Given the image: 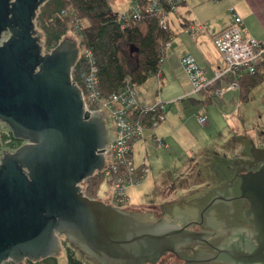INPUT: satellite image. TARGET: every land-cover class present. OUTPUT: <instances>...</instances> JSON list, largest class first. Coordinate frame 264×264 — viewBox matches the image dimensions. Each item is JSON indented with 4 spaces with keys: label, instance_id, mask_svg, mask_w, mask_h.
<instances>
[{
    "label": "water",
    "instance_id": "95a60500",
    "mask_svg": "<svg viewBox=\"0 0 264 264\" xmlns=\"http://www.w3.org/2000/svg\"><path fill=\"white\" fill-rule=\"evenodd\" d=\"M46 1L0 0V120L25 141L0 159V264L56 256L62 237L99 264H155L206 231L84 192L82 182L104 167L109 129L101 113L85 109L72 78L78 40L43 52L35 19ZM248 146L264 151L251 138ZM242 185L253 189L264 235V163Z\"/></svg>",
    "mask_w": 264,
    "mask_h": 264
},
{
    "label": "rangeland",
    "instance_id": "374dc122",
    "mask_svg": "<svg viewBox=\"0 0 264 264\" xmlns=\"http://www.w3.org/2000/svg\"><path fill=\"white\" fill-rule=\"evenodd\" d=\"M49 1L53 0H47L39 7L35 19L36 27L42 34L43 52L50 51L57 43V39L50 37L43 20L38 17L42 10L52 8L48 5ZM107 2L114 10L121 13L129 8L132 0H107ZM75 26L72 27L71 23H68L56 26L54 29L63 31V38L71 37L78 40L80 27L78 28L77 24ZM173 28L176 29L175 26ZM6 37L7 33H4L3 39ZM173 50L174 45L173 47L170 44L166 46L168 55ZM168 57L165 63L168 68L167 80H159L158 76L153 74L146 81L139 83L137 89H141L149 96L156 95L158 99L155 102H171L167 105L165 113V118L168 117L166 124L170 131L169 135L165 136V140L170 142L171 147L169 149L157 147L152 136L155 130L153 128L144 130L146 140L142 142L140 139L136 142L134 158L138 163L142 161L146 147L150 173L141 186L129 188L130 199L122 206L134 211H151L156 215L160 214L161 209H172L180 204H190L207 199L216 185L230 174V168L236 159H244L252 155L248 146L250 138L256 148H264V79L251 88L249 99L242 100L237 105L233 103L225 108L222 107V109L219 105L210 104L208 110L202 101L195 102L188 97L183 100L165 98L167 94H172L174 90L172 88L177 83L176 74L173 68L169 67ZM161 86H163L162 90ZM198 96L203 97L204 95L199 93ZM198 109L202 112L205 110L207 115V122L202 125L197 118ZM233 109L235 110L232 112ZM167 113L168 116H166ZM105 118L109 133L112 134L114 129L112 120L107 115ZM158 131L157 128L156 132ZM6 133L13 135L10 127L0 120V159L5 151H13L20 145V142L14 138L6 142L9 138L5 136ZM89 182V178H86L82 185H84V191L87 190L91 195L92 191L87 189ZM96 197L110 202L112 191L106 178L101 180ZM237 230L242 232L246 230V227L241 225ZM227 232L215 240L221 242L231 237L232 231ZM61 242L62 250L55 256L58 257L60 263L69 264L65 252L66 247L69 246L77 257H80L83 264H99L68 238L62 237ZM185 261L178 256L167 254L155 264H227L213 261L188 263ZM25 262L22 261L19 264H25Z\"/></svg>",
    "mask_w": 264,
    "mask_h": 264
},
{
    "label": "built area",
    "instance_id": "2783aa9c",
    "mask_svg": "<svg viewBox=\"0 0 264 264\" xmlns=\"http://www.w3.org/2000/svg\"><path fill=\"white\" fill-rule=\"evenodd\" d=\"M183 1L145 0L144 11L161 16L162 24L166 26L170 14L179 15ZM142 11L139 1L133 0L129 8L119 13L122 25L125 27L136 24L142 17ZM196 28L204 26L202 24L190 26L187 30L194 32ZM212 40L223 60L222 66L212 76L205 74V70L192 54L186 53L181 57V64L194 92L211 91L214 97H223L231 90L240 89L241 81L246 76L264 74V41L249 33L243 18L237 13H234L233 22L214 34ZM77 63L81 84L74 80ZM72 78L82 89L85 109L91 114L101 113L104 118L106 115L109 116L114 125L113 133H109V140L103 151L104 167L95 174L99 175L101 180L106 178L109 181L112 191L110 203L123 206L130 199L129 188L144 183L150 171L146 157L142 162H136L135 144L144 138L145 129L155 128L165 119L169 103L140 102L137 83L130 76L124 79L118 89L105 92L100 85L99 67L91 48H80L78 59L72 68ZM197 118L201 124L207 120L206 114L203 113H198ZM6 135L9 137L6 142L13 140L14 135L9 133ZM153 137L158 147H168L162 137L156 134ZM82 186L84 188V185ZM25 261V264H29L27 260ZM2 264L19 263L9 259Z\"/></svg>",
    "mask_w": 264,
    "mask_h": 264
},
{
    "label": "trees",
    "instance_id": "16d2710c",
    "mask_svg": "<svg viewBox=\"0 0 264 264\" xmlns=\"http://www.w3.org/2000/svg\"><path fill=\"white\" fill-rule=\"evenodd\" d=\"M133 1V0H132ZM142 17L136 24L123 26L119 13L107 0H53L48 5L52 8L42 10L38 17L50 37L57 39V45L63 39V31L54 27L71 23L79 28V47L91 48L99 67L100 85L105 92L118 89L127 76L137 84L146 81L160 72L165 47L171 41L173 30L170 26V15L167 25L162 24L161 16L154 12L144 11L145 0H138ZM185 2V0L183 1ZM63 10L67 12H63ZM79 24V25H78ZM78 32V31H77ZM77 40V39H76ZM264 78V74L249 75L241 81V99H249V92ZM79 84V63L76 64V75ZM18 142L21 139L14 137ZM89 178L86 194L96 197L101 179L94 174ZM70 264H83L71 247L65 249ZM29 264H38V260H27Z\"/></svg>",
    "mask_w": 264,
    "mask_h": 264
},
{
    "label": "crops",
    "instance_id": "0c3cea01",
    "mask_svg": "<svg viewBox=\"0 0 264 264\" xmlns=\"http://www.w3.org/2000/svg\"><path fill=\"white\" fill-rule=\"evenodd\" d=\"M234 13H237L243 18L244 23L246 24L251 35L255 36L260 41H264V0H185V2H183L179 8L178 16L173 13L170 14V26L173 30L170 46L173 47L174 45V50L168 55L166 53L165 47V55L162 60L161 70L160 72L156 73L159 80H165L167 78L168 68L166 67L165 63L167 60L166 57L169 56V67H172L173 71L176 74L177 86L175 85V87L172 88L174 89L172 94L169 93L167 94V96H165L167 100L176 98L183 100L188 97L195 102L202 101L206 109H208V106H210V104H216L217 106L219 105L220 109H222V107L225 108L229 105H232L233 103L237 105L242 101L240 95L241 87L240 89L227 92L223 97H214L211 91H201L197 93L194 92L192 83L181 64V57L186 53H190L195 57L199 65L203 67V69L205 70V74L209 77L212 76L214 72L223 64L222 57L215 44L213 43L212 36L220 32L233 22ZM199 24H202L204 28H196L194 32H190L187 30L188 27L197 26ZM173 26H175L176 29H174ZM162 89L163 86H161V90ZM137 93L138 99L142 103H153L158 99L156 95L149 96V94L143 93L141 89H137ZM199 93L203 94L204 98L202 96H198ZM168 103L170 104L171 102L169 101ZM235 109H233L232 112ZM203 111L204 112L198 109L196 111V114H206L205 110ZM229 113H231V111ZM166 116H168V113ZM167 120L168 117H166L161 124L153 128L155 132L152 134L158 135L160 133L158 136L162 137L165 140V136L169 135L170 133L169 127L166 124ZM200 125L202 124L200 123ZM157 128L159 129V133L156 132ZM141 140L142 142H144L146 140V137L142 138ZM166 142L168 144V147L163 148L169 149L171 147L170 142ZM145 152L146 153L143 157V160L145 159V157L147 159L148 155L146 147ZM193 186L195 185L193 184ZM134 187L136 186H133V188ZM213 192L214 194L223 193L221 189V183L216 185ZM174 211L178 213V215L188 214L194 216L197 212V208L196 206L189 204H180L174 207ZM38 261V264H68L63 262L60 263L58 257L55 256H49Z\"/></svg>",
    "mask_w": 264,
    "mask_h": 264
},
{
    "label": "flooded vegetation",
    "instance_id": "af4514ba",
    "mask_svg": "<svg viewBox=\"0 0 264 264\" xmlns=\"http://www.w3.org/2000/svg\"><path fill=\"white\" fill-rule=\"evenodd\" d=\"M4 33H7V37L10 34ZM24 142L21 139L20 144ZM263 163L264 151L258 150H254L248 158L236 160L230 168V174L221 182L223 193L213 192L207 199L189 204L197 208L194 216L176 215L174 207L161 209L159 216L167 214L178 220L182 226L189 223V229L206 231L193 242L179 248L178 252H167L163 256L172 254L187 263L213 261L227 264H264L260 260H264V235L261 220L254 211L253 189L242 185V176L250 170L258 169ZM208 204L210 205L207 207ZM241 225L246 227L243 232L237 230ZM232 228L235 231L232 241L229 237L221 242L215 240Z\"/></svg>",
    "mask_w": 264,
    "mask_h": 264
}]
</instances>
